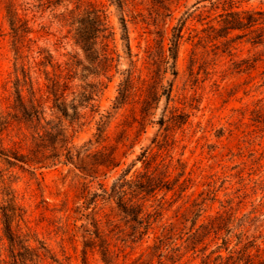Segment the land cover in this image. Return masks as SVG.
<instances>
[{
    "label": "rangeland",
    "instance_id": "rangeland-1",
    "mask_svg": "<svg viewBox=\"0 0 264 264\" xmlns=\"http://www.w3.org/2000/svg\"><path fill=\"white\" fill-rule=\"evenodd\" d=\"M97 11L108 29L85 51L77 32L94 31ZM229 11L263 22L264 0H0L1 264L26 253L4 232L12 203L23 214L12 228L40 254L26 264H105L101 246L114 264H264V24L227 34ZM129 69L134 90L115 105ZM63 101L80 105L78 120ZM177 115L186 122L167 121ZM46 133L83 163L52 165L61 142L46 165L14 159L53 141Z\"/></svg>",
    "mask_w": 264,
    "mask_h": 264
},
{
    "label": "trees",
    "instance_id": "trees-1",
    "mask_svg": "<svg viewBox=\"0 0 264 264\" xmlns=\"http://www.w3.org/2000/svg\"><path fill=\"white\" fill-rule=\"evenodd\" d=\"M120 1V0H119ZM97 12L94 13V15L96 16V18L94 17V31H84V30H78L77 35V42L79 44L82 45V48L85 51H90V50H94V46L95 43H93L92 45L89 44L90 39H96L98 37V34L100 33H105L107 31V26L106 24L103 22L102 19H100V16L97 14ZM262 15V12H255V13H250V12H226L225 14V19H224V30L227 31V34L230 31H234V30H242L245 28H251L255 25L258 24H264V20L263 22H260V17ZM96 19V20H95ZM11 26L13 27L14 31L18 30V28L22 27L23 24L19 27L16 25V21L11 20L10 21ZM25 24V23H24ZM124 27V32L126 33V41H127V49H128V53L130 54V47H129V43H128V37H127V30L126 27ZM24 32L29 33L30 30L26 27L23 28ZM92 35V37H91ZM112 35V34H110ZM105 39H108L109 36H104ZM181 38V34L180 32L178 33V35L175 36L174 40H172V47H170V52L172 53V58L175 60L177 58V48L179 46V39ZM261 42V41H259ZM106 46V45H105ZM174 50V53H173ZM95 51V50H94ZM105 60L108 61V58L105 57ZM165 65L168 64V61L164 62ZM170 67L165 66L164 68V73L167 72V70ZM175 73V71L173 72ZM134 72L132 69H129L126 71V77L124 78V80L120 83V87H119V94L115 100V105L118 106H122L124 105L128 99L130 98L132 91L134 90L135 87V80H134V76H133ZM57 86V84H54V87ZM66 88V86H64ZM165 87L162 86V91L163 93L165 92ZM170 96V95H168ZM151 100H155V95L153 97H150ZM56 100H59V98H56ZM151 100L149 98L144 99L143 100V107L141 110L142 114L147 113V111L150 108L151 105ZM79 104H75L74 101L70 103V105H68L65 101L63 102H58L56 104L57 109L62 113L63 116H65L66 118H70L71 121L74 120H78L80 118V112H79ZM72 110V114H69V110ZM177 119H179L177 121ZM171 123H180L183 124L186 122V120L184 119L183 116L177 115V116H173L170 120ZM162 122L164 123L165 121L162 120ZM98 131L100 132V128L98 129ZM60 134L57 133L56 135L52 134V133H46L44 136H50L53 138V141L49 140V144H47V140L46 139H42V136L40 137L41 143L37 144V148L36 150H32L30 152L29 155L31 156H15L14 159L24 165H30V164H34V163H40L42 165H46L44 164V161L47 158H44V150L47 149L48 147H51L54 151L56 149V143L61 142L62 145L61 147H63V151L65 153H54L52 155V160L51 163L53 165V163L55 162V160L60 157V156H64L65 158V162L64 163H73V159L74 157H77V160L80 163H83L82 160H80L79 158V153H77L76 155L72 154L71 149L68 147V141L62 138H57ZM46 143V144H45ZM39 154H41L42 156H38ZM44 159H43V158ZM106 163H108L106 165ZM94 164L98 165V166H116V164L114 163L113 159H109L107 161H100V160H95ZM75 167L81 170H86V166H84L83 164H75ZM147 190L149 192H153L155 190V186H153L152 184H149L147 186ZM122 190H117V189H113V195L118 196V206L119 208L127 215H131L134 219L137 218V215L134 214V212H132L131 209H133L131 206H128L126 203L123 202V194H122ZM20 211L21 209L19 207H17L14 203H12V206L7 209V208H2V220H3V224H4V232L6 234V236L8 237L9 241L11 242V244L16 245V246H20V248H24L26 253L25 254H18L19 258L16 257V255H12V264H26L27 261L32 262L33 260H36L37 258H40V254L37 253L35 250L29 248L27 245H25L24 243V239L22 238V235L17 234L16 231L12 228V222L14 221V218L16 217H22L23 214L18 213L16 214L14 211ZM99 237V236H96ZM32 251V253H29V251ZM101 257H102V261L105 264H114V257H113V253L110 251V249L108 248V246L103 247L101 246ZM233 260V256L232 255H228L226 258H223L221 256V254H218L215 261L217 262V264H229L230 261ZM262 264V263H258L255 261V259L251 256V255H241L240 257L237 258V260L232 261L231 264ZM0 264H1V259H0Z\"/></svg>",
    "mask_w": 264,
    "mask_h": 264
}]
</instances>
